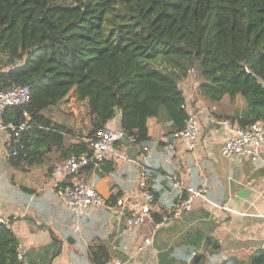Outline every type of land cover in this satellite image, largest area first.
<instances>
[{
	"label": "trees",
	"instance_id": "16d2710c",
	"mask_svg": "<svg viewBox=\"0 0 264 264\" xmlns=\"http://www.w3.org/2000/svg\"><path fill=\"white\" fill-rule=\"evenodd\" d=\"M0 52L11 55L0 59V89H32L28 104L4 116L16 124L25 112L31 117L15 161L31 153L35 137L63 148V159L91 153L87 140L118 113L121 129L138 144L151 141L150 118L169 123L173 138L189 117L181 83L192 71L200 72L198 91L212 108L245 100L235 113L213 110L218 118L242 126L264 119V0H0ZM75 107L91 129L66 146L74 128L45 114ZM210 241L206 253L221 252ZM18 245L11 228L0 224V264H19ZM96 254L104 256L98 264H108L105 248ZM223 261L264 264V250Z\"/></svg>",
	"mask_w": 264,
	"mask_h": 264
},
{
	"label": "crops",
	"instance_id": "0c3cea01",
	"mask_svg": "<svg viewBox=\"0 0 264 264\" xmlns=\"http://www.w3.org/2000/svg\"><path fill=\"white\" fill-rule=\"evenodd\" d=\"M192 73L184 81L187 88H181L203 129L195 149L185 142L176 144L174 138L168 137L169 123L150 118L151 141L145 144L148 152L143 145L123 139L117 149L126 159L108 158L101 167L90 172L80 170L68 178L93 183L110 206H116L119 199L136 204L140 169L144 167L148 187L154 194L152 216L156 221L160 220L157 217L171 214L185 196L183 188L176 187L171 177L196 187L207 185L206 198L197 200L181 219L159 229L149 222L128 231L124 215H116L109 208L73 213L58 198L53 186L55 168L63 160V148L35 137L29 147L31 153L15 161L8 156L9 137L0 136V216L10 221L7 227L24 245L29 264H98L96 258L104 257L96 254L101 248L110 256L108 264L114 259L127 264H205L203 253L211 251L210 240L220 244L221 252L206 253V263L219 264L231 254L246 257L262 248L264 148L256 161L224 157L221 148L227 132L213 113H235L244 109L246 102L238 96L224 110L212 108L198 91V84L192 82ZM54 112L45 115L60 122ZM120 119L118 113L106 127L121 129ZM73 128L75 134L65 136L66 146L88 135L80 134L77 125ZM35 153L39 159L33 162L37 158ZM148 237H152V245L139 253V246Z\"/></svg>",
	"mask_w": 264,
	"mask_h": 264
},
{
	"label": "built area",
	"instance_id": "2783aa9c",
	"mask_svg": "<svg viewBox=\"0 0 264 264\" xmlns=\"http://www.w3.org/2000/svg\"><path fill=\"white\" fill-rule=\"evenodd\" d=\"M181 86L185 90L187 83L182 82ZM187 93L189 94V89H187ZM31 98L32 89L28 85L0 89V136L7 135L9 137L12 148L9 157L17 156L20 150L25 148L23 134L29 127L31 117L25 112V120L16 124L5 119V112L8 108L28 104ZM184 108L187 110L189 117L184 128L174 133V142L176 144L185 142L188 147L195 149L202 139L203 129L198 114L190 106L188 100H186ZM217 122L227 132L226 140L221 148L224 157L245 158L252 161L260 158L264 148V119L245 126L225 118H219ZM123 139H127L131 143H137L135 136L126 134L122 129L102 128L87 140L91 153L71 154L57 165L53 178L54 191L67 209L75 214H84L100 208H109L116 215H124L128 231L136 230V228L143 227L149 222L153 224L154 229H159L173 220L181 219L186 212L192 209L197 200L206 198L207 185L196 187L171 177L176 187L183 188L185 196L176 204L171 214L163 215L160 220L156 221L152 216L154 194L148 187L147 173L144 167L140 169L138 202L136 204H130L123 199H119L116 206H110L107 198L98 192L93 183L74 181L73 179L68 181V178L74 177L90 163L96 169L101 167L108 158L126 159L117 149V144ZM143 150L148 152L150 149L147 145H144ZM0 224L9 227L10 221L0 216ZM152 243V237L145 238L143 244L139 246L138 252H144L146 247L151 246ZM262 249L264 250V245ZM26 253L24 245L19 243L17 247L19 264H29ZM112 264L127 263L121 259H114Z\"/></svg>",
	"mask_w": 264,
	"mask_h": 264
},
{
	"label": "rangeland",
	"instance_id": "374dc122",
	"mask_svg": "<svg viewBox=\"0 0 264 264\" xmlns=\"http://www.w3.org/2000/svg\"><path fill=\"white\" fill-rule=\"evenodd\" d=\"M10 56L11 55L4 56L0 52V59H6V58H8ZM192 72H193L191 74L192 82H195V84L199 85V83L201 82V74H200V72H198V71H192ZM198 85H197V88H198ZM192 95H194V92L192 93ZM64 110L66 112H63V111L58 110V109H56V111L54 112L60 118V121L67 120L68 123H72L73 124V126L70 124V127H75V125H77L78 128H80V130H79L80 134H85V133L89 134L90 129H91L90 120L87 117H80L79 113L81 112V110L79 108L75 107L71 111H70L69 108H65ZM75 116L77 118L76 122L74 121ZM224 261H226V260H224Z\"/></svg>",
	"mask_w": 264,
	"mask_h": 264
}]
</instances>
